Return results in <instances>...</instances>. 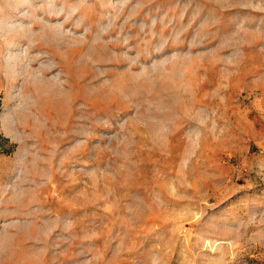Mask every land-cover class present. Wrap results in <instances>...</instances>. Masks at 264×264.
<instances>
[{
    "label": "rangeland",
    "instance_id": "1",
    "mask_svg": "<svg viewBox=\"0 0 264 264\" xmlns=\"http://www.w3.org/2000/svg\"><path fill=\"white\" fill-rule=\"evenodd\" d=\"M0 264H264V0H0Z\"/></svg>",
    "mask_w": 264,
    "mask_h": 264
},
{
    "label": "bare ground",
    "instance_id": "2",
    "mask_svg": "<svg viewBox=\"0 0 264 264\" xmlns=\"http://www.w3.org/2000/svg\"><path fill=\"white\" fill-rule=\"evenodd\" d=\"M30 37H31V36H30ZM32 37H33V36H32ZM32 37H31V38H32ZM42 37H43V36H41V38H42ZM29 39H30V38L28 37V40H29ZM38 39H39V38H38ZM43 39H44V38H43ZM46 40H47V39H46ZM41 41H42V40H41ZM43 41H44V40H43ZM43 41H42V43H43ZM37 42H40V41H37ZM44 42H45V41H44ZM47 42H48V40H47ZM47 42H46V43H47ZM28 43H29V41H28ZM31 43H32V44L30 45V48L33 47V49H34V48H38V49H40V50L42 49V45H43V44H41V43H40V44H39V43L36 44V41H35L34 39L31 40ZM53 43H54V42H53V40H52V44H53ZM55 43H56V42H55ZM55 43H54V48L57 46V45H55ZM57 44H58V43H57ZM46 45H47V44H46ZM49 45L51 46V44H49ZM49 45H48V46H49ZM60 45H61V44H60ZM60 45H58L57 48H59L58 50L61 51L60 48H62V45H61V47H59ZM46 47H47V46H46ZM43 48H44V47H43ZM57 48H56V49H57ZM52 49H53V48H52ZM58 50H57V51H58ZM54 51H55V49H54ZM58 52H59V51H58ZM51 53H53V52H51ZM56 54H57V53H56ZM56 54H54V55H56ZM59 54H60V53H58L57 56H58ZM54 55H53V56H54ZM56 58H57V57H56ZM42 82H43V83H42ZM42 82H40V80H39V85H36V86H38V87H37L38 89L40 88V89L42 90V91H41V90L39 89L40 92H41V94H40V92H39V90H38V92H39L41 98L43 97V96H42V95H43L42 93H44V95L47 93V95H46L45 97H43L44 101H46V102L49 103L50 105H54V106L58 105V104H59V101L54 100V99H55V95L53 94L54 92L51 93V91L48 90V89H49V88H48V84L46 85V84L44 83V81H42ZM37 84H38V83H37ZM47 90H48L49 93L47 92ZM51 90H52V89H51ZM53 91H54V90H53ZM52 94H53L54 96H53ZM53 98H54V99H53ZM57 100H58V99H57ZM58 107H60V104H59ZM58 109H59V108H58Z\"/></svg>",
    "mask_w": 264,
    "mask_h": 264
}]
</instances>
